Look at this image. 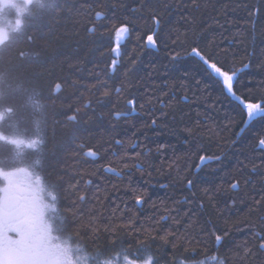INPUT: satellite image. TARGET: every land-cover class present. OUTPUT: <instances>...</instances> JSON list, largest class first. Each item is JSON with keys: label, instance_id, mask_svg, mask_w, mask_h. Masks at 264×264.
<instances>
[{"label": "trees", "instance_id": "1", "mask_svg": "<svg viewBox=\"0 0 264 264\" xmlns=\"http://www.w3.org/2000/svg\"><path fill=\"white\" fill-rule=\"evenodd\" d=\"M15 16L0 42V170L40 179L57 239L88 264H264V117L242 123L190 54L197 46L240 70L237 93L264 99V0H31ZM121 23L130 28L113 70Z\"/></svg>", "mask_w": 264, "mask_h": 264}, {"label": "snow or ice", "instance_id": "2", "mask_svg": "<svg viewBox=\"0 0 264 264\" xmlns=\"http://www.w3.org/2000/svg\"><path fill=\"white\" fill-rule=\"evenodd\" d=\"M193 2H195V0H193ZM94 15L97 20L106 18L104 12L102 11H95ZM152 20L154 23L159 24L157 13L153 12ZM102 28L103 25H101V29ZM129 28L130 26L125 23H121L120 26L116 28L115 35L117 37V44L112 48V52L117 57L120 55L119 38L122 34L127 35L129 33ZM96 30L97 28L95 26L88 29L90 32H94ZM155 35L156 33L153 32L147 36V44L149 46L155 47L157 45V40L154 39ZM190 54L197 57L205 66L206 70L219 80L222 93L226 96H230L237 102L241 111L244 113L242 123L247 125L257 117H264V99L260 101H253L237 93L235 84L238 71L240 70H228L210 56L205 55L197 46H193L191 48ZM116 65L117 60L113 59L111 61V67L113 70H115ZM247 67L248 65L245 64L244 68ZM117 91H119V89H117ZM108 94L109 93L107 91L104 92L105 96ZM127 103L132 106V110L135 111L136 101L134 99H129ZM76 111L79 112V109L77 108ZM115 115L119 118L122 114L116 113ZM68 118L73 121L77 120V116L75 114L70 115ZM153 123H155V121H153ZM257 143L259 148L264 150V135L259 137ZM79 147L84 148L85 146L81 144ZM85 154L89 157L96 156V153L92 149H88ZM199 159L201 163H204L206 160L211 159V157L201 156ZM188 183L191 185V180H189ZM237 187L238 182L231 184V188L236 189ZM79 199L81 201L85 199L83 193L79 194ZM141 199L142 198L140 196H137L136 203L140 204ZM257 203H259V201H257ZM14 230L20 234L19 239H14L10 234L11 230L8 228L0 231V264H51L50 255L56 252V250L60 247L59 245H52L50 240L45 238L35 223L19 221L16 223ZM64 231H66L65 228ZM162 239H166V237H162ZM215 241L217 248H219L223 244V236L216 234ZM258 249L260 251H264V237L260 238ZM76 251H79V249H76ZM242 251L243 258H246L250 253H252L253 249L245 245L242 246ZM125 259H127L128 264H138V261L135 259H128V257H125ZM142 264H153V257L149 255L142 262ZM179 264H186V262L184 260H180ZM198 264H228V261L226 258L214 255L209 260L199 261Z\"/></svg>", "mask_w": 264, "mask_h": 264}, {"label": "rangeland", "instance_id": "3", "mask_svg": "<svg viewBox=\"0 0 264 264\" xmlns=\"http://www.w3.org/2000/svg\"><path fill=\"white\" fill-rule=\"evenodd\" d=\"M31 0H0V42L3 41L9 30L19 23L18 18L7 17L8 13H18ZM126 35L119 38V45ZM117 44V37H114V47ZM114 55V54H113ZM115 56V55H114ZM117 56H115V59ZM2 113H0V119ZM11 141L16 145H26L22 139L13 138ZM0 231L8 228L14 239H19L20 234L14 230L19 221L35 223L46 239L52 245L62 246L63 242L55 237L50 222V214L53 210L52 196L45 191L40 179L27 167H16L11 170H0ZM56 264H66V261L57 253ZM51 254V255H52ZM77 254L73 252L75 258ZM83 262V261H82ZM143 261L138 262L142 264ZM83 264H88L83 262ZM104 264H128L127 259L121 262L111 261Z\"/></svg>", "mask_w": 264, "mask_h": 264}, {"label": "clouds", "instance_id": "4", "mask_svg": "<svg viewBox=\"0 0 264 264\" xmlns=\"http://www.w3.org/2000/svg\"><path fill=\"white\" fill-rule=\"evenodd\" d=\"M75 250L72 248L69 242H64L62 246H60L56 252L66 261V264H83L82 260L76 256L73 257V252Z\"/></svg>", "mask_w": 264, "mask_h": 264}, {"label": "flooded vegetation", "instance_id": "5", "mask_svg": "<svg viewBox=\"0 0 264 264\" xmlns=\"http://www.w3.org/2000/svg\"><path fill=\"white\" fill-rule=\"evenodd\" d=\"M50 261L51 264H56V257H54V254L50 255Z\"/></svg>", "mask_w": 264, "mask_h": 264}, {"label": "bare ground", "instance_id": "6", "mask_svg": "<svg viewBox=\"0 0 264 264\" xmlns=\"http://www.w3.org/2000/svg\"><path fill=\"white\" fill-rule=\"evenodd\" d=\"M115 57V56H114Z\"/></svg>", "mask_w": 264, "mask_h": 264}]
</instances>
